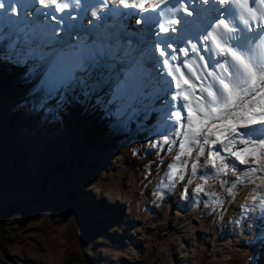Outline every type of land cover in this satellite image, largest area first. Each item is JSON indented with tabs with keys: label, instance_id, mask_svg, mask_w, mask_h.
Segmentation results:
<instances>
[{
	"label": "rangeland",
	"instance_id": "obj_1",
	"mask_svg": "<svg viewBox=\"0 0 264 264\" xmlns=\"http://www.w3.org/2000/svg\"><path fill=\"white\" fill-rule=\"evenodd\" d=\"M22 34L15 25L0 29V249L9 262L257 264L262 65L253 83L233 80L231 96L205 73L197 88H178L169 74L134 71L111 34H98L89 53L62 55L59 69L39 70L57 65L53 39L25 48ZM216 57L224 71L223 51ZM87 60L124 66L120 79L131 90L88 113L72 140L65 104L71 85L95 72ZM140 94L149 103L138 106ZM237 143L247 146L233 153Z\"/></svg>",
	"mask_w": 264,
	"mask_h": 264
},
{
	"label": "bare ground",
	"instance_id": "obj_2",
	"mask_svg": "<svg viewBox=\"0 0 264 264\" xmlns=\"http://www.w3.org/2000/svg\"><path fill=\"white\" fill-rule=\"evenodd\" d=\"M7 24L23 29L20 44L25 48L53 39L57 65L45 62L39 70L59 69L61 56L68 58L74 48L89 53L97 46L98 34L121 39L123 55L132 58L134 71L143 66L169 74L178 88L187 83L197 88V76L205 73L233 96V80L238 88L253 83L258 65L264 68V0H0V29ZM101 43V51L108 52L104 37ZM221 51L224 71L212 62ZM85 65L95 72L71 85L65 104L72 140L79 138L88 113L111 103L117 94L123 93L126 100L131 90L130 81L120 79L124 66L90 60ZM228 68L234 79L226 73ZM147 89L152 94V87ZM150 98L140 94L138 106ZM261 193L264 196V185ZM255 222L264 227V212L255 214ZM0 260L12 264L1 249ZM257 264H264V245Z\"/></svg>",
	"mask_w": 264,
	"mask_h": 264
},
{
	"label": "trees",
	"instance_id": "obj_3",
	"mask_svg": "<svg viewBox=\"0 0 264 264\" xmlns=\"http://www.w3.org/2000/svg\"><path fill=\"white\" fill-rule=\"evenodd\" d=\"M236 146H240V147H239L238 149H235V150L231 149L233 153H236V152H238V151L243 150L247 145H243V144L241 145L240 143H237ZM76 256H77V255H76Z\"/></svg>",
	"mask_w": 264,
	"mask_h": 264
},
{
	"label": "water",
	"instance_id": "obj_4",
	"mask_svg": "<svg viewBox=\"0 0 264 264\" xmlns=\"http://www.w3.org/2000/svg\"><path fill=\"white\" fill-rule=\"evenodd\" d=\"M0 262L2 263V264H6L4 261H2V260H0Z\"/></svg>",
	"mask_w": 264,
	"mask_h": 264
}]
</instances>
